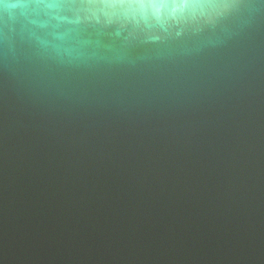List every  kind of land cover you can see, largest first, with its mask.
<instances>
[{
    "label": "water",
    "instance_id": "95a60500",
    "mask_svg": "<svg viewBox=\"0 0 264 264\" xmlns=\"http://www.w3.org/2000/svg\"><path fill=\"white\" fill-rule=\"evenodd\" d=\"M0 264H264V0H0Z\"/></svg>",
    "mask_w": 264,
    "mask_h": 264
}]
</instances>
